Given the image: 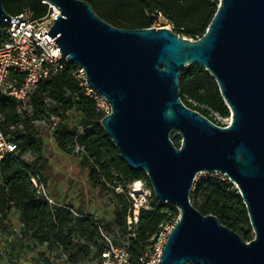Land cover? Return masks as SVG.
I'll list each match as a JSON object with an SVG mask.
<instances>
[{"label":"water","instance_id":"95a60500","mask_svg":"<svg viewBox=\"0 0 264 264\" xmlns=\"http://www.w3.org/2000/svg\"><path fill=\"white\" fill-rule=\"evenodd\" d=\"M44 1L58 10L46 33L110 105L100 124L120 158L145 173L158 201L179 211L155 264H264V0H218L196 39L165 26L115 27L85 0ZM7 18L0 0V23ZM189 64L215 79L230 111L226 126L182 102L178 77ZM198 172L232 182L250 241L193 206Z\"/></svg>","mask_w":264,"mask_h":264},{"label":"trees","instance_id":"16d2710c","mask_svg":"<svg viewBox=\"0 0 264 264\" xmlns=\"http://www.w3.org/2000/svg\"><path fill=\"white\" fill-rule=\"evenodd\" d=\"M85 1L99 17L115 27L149 28L152 27L153 16L160 14L168 20L175 33L189 39H196L205 32L218 5V0ZM3 7L9 15L18 14L29 7L35 18L47 11V4L42 0H3ZM74 68L73 64L66 63L58 75L37 82L31 93L32 112L29 116L21 117L16 113L12 99L0 98L3 128L6 130L8 124L19 121L26 128L25 132L17 129L13 131L18 153L6 154L0 159V217H6L11 209H15L23 230L30 232L37 241L47 246L54 243L64 252L76 248L83 256H88L94 249L97 260L106 246L102 231L113 238L117 245L125 244L130 258L136 259L149 244L151 236L158 231L159 225L176 221L179 211L174 205L158 201L151 191L150 207L139 211L136 224L127 225L126 200L130 198L125 184L148 179L143 171H132L122 161L100 124L105 113L97 108L95 100L86 93L84 81L73 75ZM19 80H22V76ZM178 80L179 95L186 106L214 123L211 111L221 117L230 115L215 79L204 67L189 64ZM70 110L80 114V129L63 123ZM51 116L58 119L57 127L51 132L57 147L65 153L77 149L80 166L87 171L91 186L100 192L112 190L116 206L111 222L99 221L84 213L82 208L75 210L78 215H74L69 209L50 207L36 196L30 181V168H34L45 182L49 177V167L43 154V141L37 135L34 121ZM171 139L179 147L180 136ZM26 153L34 155L32 162L21 158ZM118 186H121L120 192L115 191ZM189 198L200 212L217 216L223 225L238 233L245 241L253 238L246 207L238 190L227 179L214 181L210 176H205L194 180ZM73 232L79 234L81 241L74 242ZM118 232L122 236L120 242L114 237Z\"/></svg>","mask_w":264,"mask_h":264},{"label":"built area","instance_id":"2783aa9c","mask_svg":"<svg viewBox=\"0 0 264 264\" xmlns=\"http://www.w3.org/2000/svg\"><path fill=\"white\" fill-rule=\"evenodd\" d=\"M42 2L47 4V11L43 16L35 18L32 10L25 7L18 14L9 15V18L0 23V98L12 99L16 113L21 117L29 116L32 112L30 99L37 82L58 75L66 63H69L66 57L60 55V49L52 41L55 37L50 38L46 33L53 23V17L58 14V10L50 3L44 0ZM74 67L73 75L84 81L83 69L77 65ZM21 76L22 80H19ZM85 87L86 93L95 100L97 108L105 114L109 113L110 105L107 100L86 85ZM211 113L218 115L213 111ZM49 120L53 125L58 123L55 116H51ZM3 121L4 116L0 113V159L6 154L16 155L18 153L13 131L15 129L20 132L26 131L21 121L8 124L5 130L2 126ZM229 122L230 120L227 124ZM28 154H23L21 158L27 161ZM30 181L36 196L46 201L50 207L66 208L74 215H78L66 201L51 195L40 174L32 167L30 168ZM130 194L134 196L135 192L132 191ZM149 207V201L146 199L140 206L134 204L126 215L127 225L130 227L136 224L139 211ZM173 225L174 223L169 222L161 223L158 231L148 240L149 244L145 250L136 259L130 258L125 244L117 245L113 238L101 231L106 246L101 251L96 264H155ZM131 235L134 236V234Z\"/></svg>","mask_w":264,"mask_h":264},{"label":"rangeland","instance_id":"374dc122","mask_svg":"<svg viewBox=\"0 0 264 264\" xmlns=\"http://www.w3.org/2000/svg\"><path fill=\"white\" fill-rule=\"evenodd\" d=\"M153 17V27L165 26L172 29L168 20L162 15L155 14ZM211 115L215 123L221 126H226L230 120V115L228 117L212 113ZM79 119L80 114L75 110H70L66 119L62 121L71 128L80 129ZM34 127L37 130V135L43 141V154L49 167V177L45 183L51 195L66 201L74 210L82 208L84 213L99 221L111 222L116 206L112 190L100 192L98 188L91 186L88 182L87 171L80 166V155L76 152L77 149L72 153H65L57 147L51 135L57 125H53L49 119H42L37 120ZM177 135H179L178 132L173 131L170 137ZM26 159L32 162L34 155L29 153ZM205 176H210L214 181L225 179L230 181L225 174L219 172H198L195 180ZM139 181L143 191L135 193L134 196L130 194L133 191L134 182L125 184L126 192L130 198V200H126L127 212L130 207L132 209L134 204L140 206L145 199L151 200L152 190L149 181ZM115 191L120 192L121 186L116 187ZM172 223L175 221L173 220ZM114 237L118 238L119 242L122 241L119 232L115 233ZM73 239L74 242L81 241L77 232H73ZM96 260L94 249L88 256H83L76 251V248L64 252L54 243L47 246L46 243L37 241L30 235V232L23 230L15 209H11L6 217H0V264H96Z\"/></svg>","mask_w":264,"mask_h":264},{"label":"bare ground","instance_id":"6f19581e","mask_svg":"<svg viewBox=\"0 0 264 264\" xmlns=\"http://www.w3.org/2000/svg\"><path fill=\"white\" fill-rule=\"evenodd\" d=\"M133 191L135 193H140L142 192V185H141V182L139 180H135L134 183H133Z\"/></svg>","mask_w":264,"mask_h":264}]
</instances>
